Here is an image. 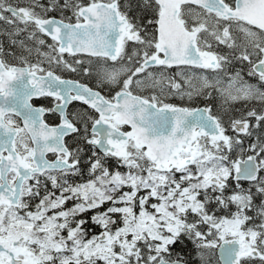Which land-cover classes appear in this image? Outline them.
<instances>
[{
  "label": "snow or ice",
  "instance_id": "snow-or-ice-1",
  "mask_svg": "<svg viewBox=\"0 0 264 264\" xmlns=\"http://www.w3.org/2000/svg\"><path fill=\"white\" fill-rule=\"evenodd\" d=\"M0 22V264H209L217 247L264 264V0H0Z\"/></svg>",
  "mask_w": 264,
  "mask_h": 264
},
{
  "label": "flooded vegetation",
  "instance_id": "flooded-vegetation-1",
  "mask_svg": "<svg viewBox=\"0 0 264 264\" xmlns=\"http://www.w3.org/2000/svg\"><path fill=\"white\" fill-rule=\"evenodd\" d=\"M74 21H75V20L73 19L71 22H74ZM4 27H5V26L3 25V22H0V30H2ZM45 39H46L47 43H52V41L50 40V38H47V37H46ZM0 41H4V44H5V50H6V51H9V50H15V49H10V48H9L6 37H4V36H0ZM44 50H47V49H44ZM16 51H17V54L19 55V54H20L19 51H18V50H16ZM64 55H65V58H66V59H71V57H69V55H68L67 53H65ZM76 58H77V59H83L84 57L77 56ZM30 59L32 60V62H35V59H36V58H35V56H33V57H31ZM6 60H7L8 63L12 64L13 66H20L19 63H18V61L13 60L11 57H6ZM97 63H98V64H102V65H104V66H115V65H113V64H116L117 62H112V61H110V60H109V61L94 60V66H95ZM42 66L45 67V68H47V64H44V65H42ZM177 70H179V69H177V68H175V67H173L172 69H170L171 73L174 74V75L176 74V71H177ZM55 71H56V73H57L58 75H61L62 78L76 79V80H80L81 82H84V83H87V82H88V80H87L85 77H83L82 75H80V74H78V73H76V74L68 73V72L62 71V70H60V69H55ZM138 92H139V91H138ZM138 92H134V93H136V94H140V93H138ZM112 94L114 95V91L112 92ZM140 95H142V94H140ZM144 96H148V95L145 94ZM32 103L35 104V105H37V106H42V107H45V108H51V107H53L55 101H54L53 98H51V97H40V98H34V99L32 100ZM194 104H195L194 106H192L191 104H183V105H185V106H189V107H199V106H201V102H200V101H196V102H194ZM85 107H87V106L83 105L82 103H79V102H73V103L69 106L68 111H69V112H72V111H75V110L83 109V108H85ZM96 116H97V118H98V114H96ZM51 117H54V120H53V121L50 120ZM45 119H46L49 123H51V124H58V123H59L58 115L53 116L52 114H46ZM18 123L20 124V126H23L22 121L18 120ZM128 129H129V128L126 127V126H124V127L122 128L123 131H127ZM49 158L52 159V158H54V157L52 156V154H49ZM77 182H78V180H77ZM49 187H50V185H49ZM57 194H58V193H57ZM71 203H72V205H73V201H71ZM93 214H94V213L89 212L87 215H88V217H90V216L93 215ZM82 215H83V214H82ZM90 231H91V234H99V233L102 231V229H101L99 226H97V227H95V228H92ZM205 231H207V228H205ZM89 238H90V237H89ZM207 239L211 240V239H213V237H212V236H209V237H207ZM194 248H195V245H194V244H192V243L189 242V241H186V248H185V251H190V250H192V249H194ZM117 250H118V249H117ZM205 251H206V255H208V257H209V264H222V262L220 261V254H219V248H218V247L215 248V249H207V250H205ZM98 264H102V262H98ZM192 264H200V260H199V258L196 256V253H195V252H192Z\"/></svg>",
  "mask_w": 264,
  "mask_h": 264
},
{
  "label": "trees",
  "instance_id": "trees-1",
  "mask_svg": "<svg viewBox=\"0 0 264 264\" xmlns=\"http://www.w3.org/2000/svg\"><path fill=\"white\" fill-rule=\"evenodd\" d=\"M42 2L47 3V0H42ZM60 2L63 3V0H60ZM83 2L88 3V2H90V0H83ZM65 15H69V16H70L71 13L68 12V13H66ZM57 17H59V16L57 15ZM236 35H237V38H238V39H237V42L240 43V44H243V43L245 42V38L243 37V35L240 34V33H237ZM237 69H240V70H241V73H242L243 75H245L247 78L251 79L252 81H258L257 77H250V76L248 75V72H249L251 69H250V66H248L246 62H245L244 64H241V63L237 62V63L235 64V70H237ZM169 71H170V70H169ZM169 101H170V100H169ZM173 101H176V103H179V104L181 103L179 99H174ZM197 101H200V102H201V105L204 104L202 100H197ZM186 104H191L192 106L195 105L194 103H189V102L186 103ZM232 107H233V109L242 112V111L245 109V107H247L248 109H252V108L259 109V108L262 107V105L260 104L259 101H257V102L249 101V102H247L246 104H245L244 102H236L234 105H232ZM216 111H219V109H217ZM50 120L53 121V120H54V117H51ZM247 143H248V141H246V144H247ZM236 158H237V157H232V159H236ZM122 170H123V169H122ZM77 180H78V182H82V181H81V178H77ZM66 206H67V207H72V203H71V201H69V202L67 203ZM249 214L251 215V213H249ZM257 222H258V221H257Z\"/></svg>",
  "mask_w": 264,
  "mask_h": 264
},
{
  "label": "rangeland",
  "instance_id": "rangeland-1",
  "mask_svg": "<svg viewBox=\"0 0 264 264\" xmlns=\"http://www.w3.org/2000/svg\"><path fill=\"white\" fill-rule=\"evenodd\" d=\"M237 34V33H236ZM241 34V33H240ZM113 65H115V66H104V65H102V64H96L95 66H94V68H99V67H101V66H104V67H108V68H117V67H120V64L119 63H116V64H113ZM180 70H177L176 71V74L179 72ZM235 71H240L241 72V70L240 69H237V70H235ZM168 74L169 75H174V74H172L171 73V71H169L168 70ZM243 75V74H242ZM243 78H244V80H246V81H248L249 83H252V84H257V83H253V82H250L249 80H247V77L245 76V75H243ZM118 90V89H117ZM138 93H140V94H142V95H145V94H147L148 96H151V95H159V90L158 89H145V90H142V91H139ZM162 99H164V102H166V103H173V104H176V105H183V104H186V103H188L187 101H185V100H181L179 97H177V96H167V98H164V97H162ZM174 99H179L180 100V104L179 103H176V101H173ZM170 100V101H169ZM254 102H257V101H254ZM107 205H105V207H106Z\"/></svg>",
  "mask_w": 264,
  "mask_h": 264
},
{
  "label": "water",
  "instance_id": "water-1",
  "mask_svg": "<svg viewBox=\"0 0 264 264\" xmlns=\"http://www.w3.org/2000/svg\"><path fill=\"white\" fill-rule=\"evenodd\" d=\"M101 2H103V1H101ZM75 23V22H74ZM67 79H69V78H67ZM76 80V79H75ZM34 99V98H33ZM79 103H81V102H79ZM34 106H36V107H41V106H37V105H35V104H33ZM70 106V105H69ZM69 106H68V108H69ZM201 107H203V106H201ZM46 122H48L47 120H46ZM49 123V122H48ZM50 125H55V124H51V123H49ZM129 129L127 130V131H130L131 129H130V127L129 126H127ZM219 254H220V250H219Z\"/></svg>",
  "mask_w": 264,
  "mask_h": 264
}]
</instances>
